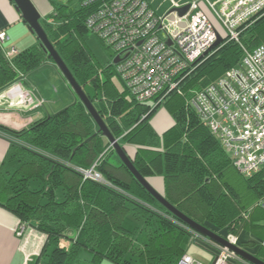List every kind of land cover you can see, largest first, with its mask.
Returning <instances> with one entry per match:
<instances>
[{
	"label": "trees",
	"instance_id": "1",
	"mask_svg": "<svg viewBox=\"0 0 264 264\" xmlns=\"http://www.w3.org/2000/svg\"><path fill=\"white\" fill-rule=\"evenodd\" d=\"M50 1L53 11L41 21L50 41L113 136L122 146H137L139 173L163 177L166 200L196 223L239 242L244 233L256 238V256L264 261V166L252 176L242 174L191 106L196 91L240 66L244 47L252 51L264 43V13L240 43L217 46L179 77V89L160 103L140 102L119 62H96L86 44L91 33L114 51V60L119 57L107 42L112 36L105 38L104 20L90 23L116 0ZM47 60L40 41L12 58L0 45V91ZM160 107L175 122L162 137L150 123ZM0 132L15 140L0 171V204L44 235L33 264H178L188 240L203 237L143 187L79 99L28 129L0 125ZM93 167L102 180L82 171Z\"/></svg>",
	"mask_w": 264,
	"mask_h": 264
},
{
	"label": "built area",
	"instance_id": "2",
	"mask_svg": "<svg viewBox=\"0 0 264 264\" xmlns=\"http://www.w3.org/2000/svg\"><path fill=\"white\" fill-rule=\"evenodd\" d=\"M168 1L172 8L190 5L184 16L178 15L185 23L179 30L175 25L180 20L171 27L167 22L171 12L157 15L147 0H116L90 21L95 24L98 19L104 20L102 28L108 31L105 38L112 36L107 42L120 51L118 70L140 102L156 98L160 103L171 91L179 89V77L207 57L219 38L221 44L240 43L241 34L264 13V0H192L186 5ZM215 22L220 23L225 35ZM8 40L9 36L0 32V45ZM243 52L240 66L196 91L191 106L221 140L238 170L252 176L264 166V43L252 51L244 47ZM16 53L12 49L8 57ZM25 94L28 101L30 98L34 101L30 93ZM40 105L41 102L36 103V108ZM94 167L82 171L86 177L102 180ZM261 204L264 207V201ZM28 230L38 240L34 254L38 256L44 235L21 222L16 234L23 238ZM193 238L218 250L215 264H251L228 246L198 234ZM225 239L230 245L240 244L238 237L227 235ZM178 264L199 263L184 254Z\"/></svg>",
	"mask_w": 264,
	"mask_h": 264
},
{
	"label": "crops",
	"instance_id": "3",
	"mask_svg": "<svg viewBox=\"0 0 264 264\" xmlns=\"http://www.w3.org/2000/svg\"><path fill=\"white\" fill-rule=\"evenodd\" d=\"M32 1L42 15L41 21L47 19L53 11L51 1ZM147 1L157 15H162L164 9H167L165 10V13H167L168 10L171 11L173 9L172 3L168 0H163L162 2L161 0ZM176 1L180 5H186L192 0ZM0 32H5L9 36V40L1 45L6 55H8L12 49H15L16 52H21L39 42L37 36L30 31L28 24L23 20L21 13H18L15 10L14 3L9 0H0ZM47 72L53 74L47 75V78H49L48 80L54 78L55 81L61 82L67 92H70V95H68L70 96V100L73 102L77 101V96L75 93H71L73 90L70 89L71 87L69 83L54 62L52 60H47L39 69L27 75L21 73L15 83L7 87L5 90L0 91V125L13 130L28 129L37 120L45 116L56 114L60 109H64L59 107H64L61 105L66 103V98L61 100L53 98L54 100L50 101L51 97L47 93L51 92L53 85L52 79L51 84L48 83L46 85L42 83L43 81L41 79ZM30 78L34 80H31ZM55 89L57 88L55 87ZM56 91L58 92L59 90L57 89ZM26 92L32 95L34 101L31 98L29 101L27 100ZM63 101L65 103H63ZM38 102H41V105L36 108V103ZM150 123L158 137H162L175 125L174 119L163 107L157 109V112L151 119ZM12 140L15 141L10 135L0 132V171L4 169L6 157L13 143ZM120 143L122 142L120 141ZM124 147L131 158L134 159L137 153V146L125 144ZM113 161L114 163H118L119 159L114 157ZM147 179L156 191L164 195L163 177L155 176L148 177ZM0 199L3 201V197H0ZM1 205L2 204H0V264H31L32 260L33 264V256L38 249L37 238L29 235L30 230L26 232L23 238L18 237L16 231L20 219ZM251 242H253L252 244L254 246L249 244ZM239 243V246L242 249L253 255H257L260 243L256 238L248 233H244ZM198 263L204 264L202 261Z\"/></svg>",
	"mask_w": 264,
	"mask_h": 264
},
{
	"label": "water",
	"instance_id": "4",
	"mask_svg": "<svg viewBox=\"0 0 264 264\" xmlns=\"http://www.w3.org/2000/svg\"><path fill=\"white\" fill-rule=\"evenodd\" d=\"M9 1L14 3L15 10L18 13H21L22 18L28 24L30 31L37 36V39L41 42V45L45 48L46 52L49 54L50 60L54 62V64L59 69L61 74L64 76L66 81L69 83L71 89L73 90L77 98L80 101H82V103L85 105L88 112L91 114L96 124L98 125L100 132L103 134L104 137H106L109 140L110 144L113 146L115 152L119 156L122 163L131 171V173L143 185V187H145L170 212H172L175 216H177L179 219H181L183 222L189 225L194 231L198 232L199 234L217 243L230 247L239 256H241L244 260H246L247 262L251 264H264V261H262L256 255H253L252 253L242 249L240 246L230 245L229 242L221 235L216 234L215 232L211 231L207 227L196 223L195 221H193L192 219L184 215L177 208H175L172 204H170L166 200L163 194L159 193L151 186L148 179L143 177L139 173V171L136 169L133 163V159L127 153L125 147L122 146L119 143V141L113 136L106 122L100 116L99 112L96 110L93 103L90 101L87 94L85 93L84 89L82 88V86L79 85L74 75L72 74V72L70 71V69L64 62V60L61 58L60 54L58 53V51L56 50L52 42L50 41L41 23L42 15L39 12L36 5L33 3V1L32 0H9ZM189 8H190V5H186L181 8H173L170 12L171 13L176 12L178 13L180 17H182L188 12ZM221 42H222V39L219 38L215 42V44L211 47L210 50H213L215 47L220 45ZM119 60H120L119 57H117L114 60V63H118ZM213 264H215V261Z\"/></svg>",
	"mask_w": 264,
	"mask_h": 264
},
{
	"label": "rangeland",
	"instance_id": "5",
	"mask_svg": "<svg viewBox=\"0 0 264 264\" xmlns=\"http://www.w3.org/2000/svg\"><path fill=\"white\" fill-rule=\"evenodd\" d=\"M56 1L66 3L68 0H56ZM162 1L163 0H161V2ZM71 4L73 6V5H75V2L72 1ZM165 10H167V9L163 10L164 13L162 15H165V14L169 13V10H168L167 13H165ZM209 15L212 16L211 13H209ZM176 20H180L179 25H175V28L179 30L180 28H182L184 26L185 23L178 17V14L176 12H173V13L168 15L167 22H168V24L171 25V27L173 26V22L176 21ZM215 23H216V26L222 31V34L225 35V32H224L222 26L220 25V23H218V22H215ZM86 44L89 47V49L92 51V53L94 55V60L96 62H99L102 65H108V64H111L114 61V58H115L114 51L112 49H110V48H107L93 34L88 33V35L86 37ZM47 75H53V74L50 73V72H47L45 74V76H42L41 79H42V81H43L42 83L44 85H46L48 83L51 84V79H52V84L53 85H52V88H51V92L47 93L51 97V100L50 99L49 100L53 101L54 100L53 98H56L57 100H61V99L66 98L65 99L66 103L63 101V103H65V104L61 105V106H64V107H59V108H65L66 106H69V105L73 104L74 102L72 100H70V96H68V95H70L69 94L70 92H67V90L64 88V86H62L61 82L55 81L54 78H51L50 80H48L49 78H47ZM32 78H30V79L34 80ZM55 87L59 90L58 92L56 91L57 89H55ZM70 91H72V90H70ZM71 93H74V92H71ZM43 105H44V103H43ZM60 110H62V109H60ZM37 242H38V240H37ZM63 244H67V241L66 240L63 241ZM185 248H186V254H188L189 256L194 257L196 259V261H198V262H201V261L204 262V264H212L214 259H215V257H216L217 251H218L213 246H211L210 244H207L204 241L196 240L195 238L189 239ZM33 258H34V261H35L36 256H33ZM32 261H31V264H32ZM103 264H115V263L111 262L110 260H104Z\"/></svg>",
	"mask_w": 264,
	"mask_h": 264
}]
</instances>
